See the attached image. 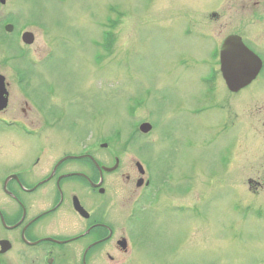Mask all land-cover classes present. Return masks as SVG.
<instances>
[{
	"label": "rangeland",
	"instance_id": "rangeland-1",
	"mask_svg": "<svg viewBox=\"0 0 264 264\" xmlns=\"http://www.w3.org/2000/svg\"><path fill=\"white\" fill-rule=\"evenodd\" d=\"M0 12L29 22L35 36L29 64L11 62L26 73L29 96L42 107L53 89L52 102L69 113L61 130L80 146L92 136L108 143L98 150L105 167L117 160L104 175L105 196L78 194L88 209L107 204L106 223L120 236L124 221L135 248L108 247L90 264H264V0H7ZM232 33L258 53L263 71L234 95L219 81L217 107L203 106L199 78ZM0 43V71L9 72L3 56L18 50ZM142 123L149 133L138 131ZM9 141L0 153L14 147ZM136 162L151 180L135 193L131 221ZM31 203L34 212L50 205ZM69 204L45 234L83 228Z\"/></svg>",
	"mask_w": 264,
	"mask_h": 264
},
{
	"label": "flooded vegetation",
	"instance_id": "flooded-vegetation-1",
	"mask_svg": "<svg viewBox=\"0 0 264 264\" xmlns=\"http://www.w3.org/2000/svg\"><path fill=\"white\" fill-rule=\"evenodd\" d=\"M6 4L7 0H0V7ZM192 29L191 32L185 29L184 35H191ZM25 34H29V22L17 25L11 19H3L0 12V36L12 41L18 50L12 57L2 55L1 65L9 72L0 71V146L9 143V139L14 144V147H5L0 153V164L8 166L0 171V264H90L97 251L108 247L122 253L131 251L134 242L125 222L122 221L125 227L122 235L118 236L116 228L104 219L107 204L96 203L88 209L81 203L78 194L85 191L93 198L105 196L104 175L110 173L104 172L103 168L114 167L117 160L112 167H105L98 161L96 137L92 136L80 146L61 130L69 113L52 102L53 89H45L46 103L42 107L29 96L26 73L11 65L12 61L22 60L29 64V44L24 42ZM201 35L207 37L206 33ZM211 59L213 68L200 77L199 82L203 106L214 103L217 107L218 102L211 95L218 92L215 85L221 81V75L218 59L214 54ZM201 61L198 64L205 63ZM23 145L28 147L27 154L16 155ZM11 164L14 166L10 167ZM147 173L145 171V176L150 175ZM139 178L135 183L136 192L131 191L126 201L127 219L131 221L136 217L137 209L131 211L130 208L140 201L135 196L141 189L136 186ZM126 179L129 181V177ZM148 180H151L150 177ZM34 201L49 202L50 205L34 212L31 206ZM67 202L83 228L67 236L45 234L47 227L53 225L57 228L60 225L58 218L54 220V217L64 211ZM75 251H81L77 260ZM108 258L113 261V258Z\"/></svg>",
	"mask_w": 264,
	"mask_h": 264
},
{
	"label": "water",
	"instance_id": "water-1",
	"mask_svg": "<svg viewBox=\"0 0 264 264\" xmlns=\"http://www.w3.org/2000/svg\"><path fill=\"white\" fill-rule=\"evenodd\" d=\"M32 42L33 36L29 33V44ZM224 42L220 49L221 72L228 89L232 92H239L255 79L261 68V62L242 44L239 38L229 37ZM150 127L149 124H144L140 127V131L148 133L151 130ZM104 170L110 172V170Z\"/></svg>",
	"mask_w": 264,
	"mask_h": 264
},
{
	"label": "bare ground",
	"instance_id": "bare-ground-1",
	"mask_svg": "<svg viewBox=\"0 0 264 264\" xmlns=\"http://www.w3.org/2000/svg\"><path fill=\"white\" fill-rule=\"evenodd\" d=\"M21 145H22V144H21ZM106 149H108V147H107ZM27 152H28V147H27V145H26V146L23 145V146H22V147L16 152V155H25V153L27 154ZM68 217H70V216H68ZM68 220L74 221V220L72 219V217L68 218Z\"/></svg>",
	"mask_w": 264,
	"mask_h": 264
}]
</instances>
